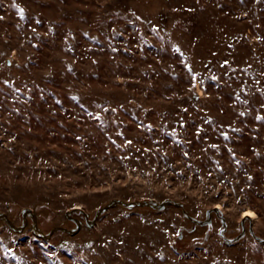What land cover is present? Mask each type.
Instances as JSON below:
<instances>
[{
    "label": "rangeland",
    "instance_id": "rangeland-1",
    "mask_svg": "<svg viewBox=\"0 0 264 264\" xmlns=\"http://www.w3.org/2000/svg\"><path fill=\"white\" fill-rule=\"evenodd\" d=\"M113 199L184 206L0 222V264H264V0H0V212Z\"/></svg>",
    "mask_w": 264,
    "mask_h": 264
},
{
    "label": "water",
    "instance_id": "water-1",
    "mask_svg": "<svg viewBox=\"0 0 264 264\" xmlns=\"http://www.w3.org/2000/svg\"><path fill=\"white\" fill-rule=\"evenodd\" d=\"M173 204H175L178 207H183L184 206L183 203L174 202L172 199H167V200H164L162 202H159L156 199H145V200H134V201H125L123 199H113L109 203H107L105 206H103V207H101V208H99L97 210L94 220H89L88 214H86L82 210V208L80 206H76L72 210L67 211V213H66V217H68V218H70V219H72V220H74L76 222L75 228L70 229V228L63 227V226H57V227L53 228V230L51 232H49V233L44 232L43 229L39 226L37 215H36V213L33 212V209H31V208H26V209L23 210V218H24V220H23V223L21 225H17L9 217V215L7 213H4V212H0V220H3L4 222H6L10 226V228L12 230H14V231L24 232L25 228H26V226L28 224L29 217H31V219L33 221V232L37 236H39L41 238H44L45 240H50L52 235L55 232H57V231L66 232L69 235H76L80 231V229H81V227L83 225V221L81 219L73 217V213L75 211H78V210H81V212H83V214H85V217H86V220H87L88 224L91 225V224H94L101 215H103L109 209H111L113 207H116V206H123V207H126V208L149 207V208H152V209L162 210V209L166 208L167 206L173 205ZM184 212H185V214H187L186 210H184ZM213 212L219 213L220 212V207L216 206V207L210 209L208 211V213H207L206 219H204V220H199V219L193 218L189 214H187V217L194 223L201 224V225H206L209 222H211L212 213ZM246 217H248V216H243V219H245ZM226 229H227V224H226V221L224 219V230L221 232V234L224 236V240L227 243H234V242L238 241L242 236H244L246 234V228L243 227V231L241 232V234L236 236L234 239H229L225 235ZM249 232H250V234L254 237V239L257 242H259L260 244L264 245V239L256 234L253 226H251L249 228Z\"/></svg>",
    "mask_w": 264,
    "mask_h": 264
},
{
    "label": "snow or ice",
    "instance_id": "snow-or-ice-1",
    "mask_svg": "<svg viewBox=\"0 0 264 264\" xmlns=\"http://www.w3.org/2000/svg\"><path fill=\"white\" fill-rule=\"evenodd\" d=\"M19 12H20L21 18H23V12H24V10L23 9H19ZM177 51H179V50L177 49ZM189 71L191 72V69L190 68H189ZM193 81H195V76H193ZM193 86H195V84H193ZM258 119H260V118L258 117Z\"/></svg>",
    "mask_w": 264,
    "mask_h": 264
},
{
    "label": "bare ground",
    "instance_id": "bare-ground-1",
    "mask_svg": "<svg viewBox=\"0 0 264 264\" xmlns=\"http://www.w3.org/2000/svg\"><path fill=\"white\" fill-rule=\"evenodd\" d=\"M254 215V212L252 210H248L244 213V216L252 217Z\"/></svg>",
    "mask_w": 264,
    "mask_h": 264
},
{
    "label": "trees",
    "instance_id": "trees-1",
    "mask_svg": "<svg viewBox=\"0 0 264 264\" xmlns=\"http://www.w3.org/2000/svg\"><path fill=\"white\" fill-rule=\"evenodd\" d=\"M0 222H2L4 225H8L6 222H4L3 220H0ZM9 226V225H8ZM60 233H63V234H66V232H62V231H59ZM14 234L16 235H20L17 231H14Z\"/></svg>",
    "mask_w": 264,
    "mask_h": 264
}]
</instances>
